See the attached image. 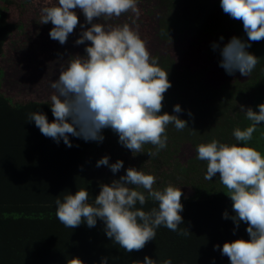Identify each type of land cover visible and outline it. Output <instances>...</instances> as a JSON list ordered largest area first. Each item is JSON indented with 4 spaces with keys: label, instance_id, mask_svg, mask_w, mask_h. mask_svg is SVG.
Returning <instances> with one entry per match:
<instances>
[{
    "label": "clouds",
    "instance_id": "obj_1",
    "mask_svg": "<svg viewBox=\"0 0 264 264\" xmlns=\"http://www.w3.org/2000/svg\"><path fill=\"white\" fill-rule=\"evenodd\" d=\"M137 5L138 0H55L39 9V23L50 22L48 36L60 44L77 25L78 10L84 20L74 43L90 42L84 44L83 55H74L60 66L49 84L54 90L47 103L53 119L48 120L38 110L27 114L26 120L33 121L41 134L71 146L70 135L100 142L102 129L109 128L131 154L146 152L154 157L166 147L169 125L177 130L188 127L178 115L182 111L179 103L173 104L171 112L160 111L171 82L157 57L150 56L139 32L129 23L106 26L97 22L129 12L138 17ZM219 6L229 17L241 21L247 39L232 35L222 45L213 41L212 49H219L218 64L226 74L238 71L248 76L257 63V56L248 51L250 42L264 38V0H219ZM239 108L249 123L233 128L236 143L212 138L195 146V157L206 162L204 179L218 177L226 188L233 211L231 215L223 211L222 217L230 218L236 226L245 223L248 234L247 239L236 237L222 245L213 244V249L219 247L229 264H264V155L248 144L256 126L264 123V101L256 105V110L244 105ZM145 144L153 147L145 150ZM122 163L119 158L110 162L107 154L95 161L97 167L104 165L112 173ZM156 180L150 172L125 167L118 178L101 183L91 201L83 187L66 192L62 198L57 196L56 218L71 229L82 222L94 227L99 219L105 235L127 253L142 249L154 239L159 226L188 235V228H178L183 222L181 188L173 184L154 188ZM148 200L155 206L145 210L143 205ZM142 262L157 264L147 254ZM66 264L86 262L71 257ZM99 264H109V257L102 256ZM160 264H172V260L164 258Z\"/></svg>",
    "mask_w": 264,
    "mask_h": 264
},
{
    "label": "trees",
    "instance_id": "obj_2",
    "mask_svg": "<svg viewBox=\"0 0 264 264\" xmlns=\"http://www.w3.org/2000/svg\"><path fill=\"white\" fill-rule=\"evenodd\" d=\"M220 12L212 8L201 11L197 19L191 15L190 27L198 32L200 29L209 33L217 31L203 26L207 25L203 16L211 17V27H219L216 21L223 20ZM191 13L196 12L192 9ZM228 27L241 32L235 23ZM17 28H21V23L10 21L6 7L0 4V56L8 36ZM251 46L252 42L248 47L250 51ZM254 68L249 80L238 87L225 84L213 94L207 90L204 97L190 100L189 104V99L195 96L185 91L187 82L173 78L172 91L182 109L178 115L187 121L188 127L177 130L169 125L166 147L154 157H148L146 152L131 154L118 143L117 134L109 128L102 129L100 142L71 135V146H66L62 140L54 142L41 134L33 121L26 120L27 114L35 110L43 111L47 119L52 120L49 100L22 102L0 91V264H66L71 257H79L86 264H99L102 256L109 257V264H143L145 254L157 264L164 258H170L172 264H229L228 257L220 254L219 247L213 249V244L222 245L236 237L247 239L246 224L241 222L236 226L230 218L222 217L225 210L232 214L231 200L218 177L204 179L206 162L197 160L194 155L183 163L178 161L177 155L184 138L201 127L200 130L205 127L210 133L228 135V143H236L233 128H243L249 123L240 105L256 110V105L264 101V70L259 72ZM2 74L0 67V79ZM203 110L208 114L206 119L212 121L209 127L199 124L201 118L204 119L199 116ZM160 111L171 112L163 108ZM248 144L264 155V123L256 126ZM152 147L145 144L143 149ZM105 154L110 162L117 158L122 160V167L116 173L104 165L96 166L95 161ZM128 166L154 174L157 177L154 188L173 184L192 189L190 194L181 192L183 222L178 226L188 228V235L159 226L154 239L147 241L142 249L127 253L105 235L99 219L94 227L89 228L82 222L71 229L56 218L57 196L62 198L66 192L83 187L88 190L91 201L101 183L118 178ZM154 206L151 200L143 205L145 210Z\"/></svg>",
    "mask_w": 264,
    "mask_h": 264
},
{
    "label": "rangeland",
    "instance_id": "obj_3",
    "mask_svg": "<svg viewBox=\"0 0 264 264\" xmlns=\"http://www.w3.org/2000/svg\"><path fill=\"white\" fill-rule=\"evenodd\" d=\"M6 3L0 0V4L6 7L8 19L12 22H20L21 28L15 29L7 38L4 44V52L0 56V67L3 74L0 79V91L17 101L27 100H49L50 94L54 91L49 87L52 79L58 75V70L63 63L74 55L84 54V44H75L74 41L80 33V22L84 20L82 13L77 10L78 23L70 33L64 44L50 39L48 31L51 23H39V9L46 4L54 3L55 0H9ZM139 16L134 17L132 13H122L119 17L100 18L99 21L106 26L129 23L146 41V47L150 56L157 57L158 65L167 71V78L170 82L173 78L183 79L187 82L186 92L194 95L199 100L204 97L207 90L213 94L222 85L238 87L249 80L248 76H241L238 71L231 75L226 74L219 66V49L213 50V41L222 45L232 35L241 39H247L243 31L242 23L228 15L223 16L219 6V0H195L185 4L176 0H138ZM168 8V9H167ZM220 10L222 21L217 20L216 25L211 27V17L203 16L208 29L217 31L200 32L190 27L193 24L189 20L192 16L201 14V11L211 9ZM194 9L197 13H191ZM209 13V12H207ZM95 19V18H94ZM134 20V23H133ZM198 23V22H197ZM239 26L240 31L230 24ZM87 23L84 27H87ZM220 34V35H219ZM223 36V40L219 37ZM250 51V50H248ZM251 53L257 56V63L254 69L264 70V38L259 41H252ZM173 86L164 92L162 107L172 111V106L179 101L172 91ZM208 98H206L207 100ZM199 114V113H198ZM200 125L209 127L212 124L206 119L208 114L203 110ZM223 119V118H222ZM192 123V122H191ZM202 128V127H201ZM200 128V129H201ZM192 130L180 144L177 155L178 161L185 163L186 160L194 157L195 146L202 142L216 138L219 142L228 143L230 136L218 133H210L204 127L202 130ZM224 137V138H219ZM181 192L192 193L188 186H182Z\"/></svg>",
    "mask_w": 264,
    "mask_h": 264
}]
</instances>
